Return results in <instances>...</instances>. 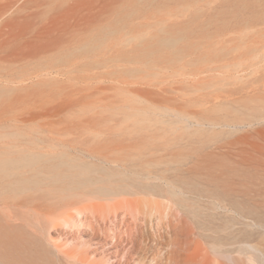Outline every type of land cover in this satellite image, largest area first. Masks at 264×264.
<instances>
[{"label": "rangeland", "instance_id": "374dc122", "mask_svg": "<svg viewBox=\"0 0 264 264\" xmlns=\"http://www.w3.org/2000/svg\"><path fill=\"white\" fill-rule=\"evenodd\" d=\"M31 12L37 41L0 46V115H16L23 140L42 152H94L97 163L150 188L126 183L137 190L132 213L77 216L71 227L51 229L50 239L88 250L96 264H264V229L254 231L256 248L240 250L238 231L248 230L234 212L214 195L181 194L191 184L220 193L225 188L210 181L264 177V119L252 120L264 108V81L245 70L264 64V0L13 8L15 16ZM244 194L237 201L264 212L263 183Z\"/></svg>", "mask_w": 264, "mask_h": 264}, {"label": "bare ground", "instance_id": "6f19581e", "mask_svg": "<svg viewBox=\"0 0 264 264\" xmlns=\"http://www.w3.org/2000/svg\"><path fill=\"white\" fill-rule=\"evenodd\" d=\"M59 1L70 0H0L1 42L4 39L11 45L10 42L17 43L22 39L23 41L18 43L22 45L24 42L27 45L37 41L35 31L32 29L35 26L36 13L15 16L13 8L29 10L31 7H42ZM11 9L12 12L8 14ZM11 14L14 17H6ZM164 42L171 44L174 39L169 38ZM6 43L2 42L0 46ZM259 64L261 63H252L245 70H251L252 73L256 70L259 73V80L264 81V64L261 66ZM260 85L264 88V85ZM254 116L252 120L264 119V108L261 111L257 110ZM18 120L14 114L0 115V264H57V258H61L67 264H96L94 261L96 259L90 258L88 250L75 253L67 248L68 245L51 240L49 231L53 228L58 230V227L66 229L71 227L77 216L83 220H92L106 209L111 213L119 210L132 213L137 201L132 198L133 195L137 190L141 193L149 192L150 188L97 163L94 158L98 157L94 152L87 153L86 158L89 160L54 150L42 152L35 142H27L32 139L28 138V135L23 140ZM139 173L142 176L146 175L145 169H141ZM256 182L264 184V177L241 174L227 177L218 183L210 181L214 185L220 184V189L225 188L220 193L205 191L191 184L188 190H181V194L193 195L200 192L217 197L223 203L222 208L234 212L239 223L247 227L248 231L244 229L238 231L241 238L239 243L245 244L239 249L251 251L256 248L253 244L254 231L259 233L260 229H264V212L256 210L248 198L240 202L235 197L238 194L246 195L244 191L249 185L255 186ZM126 183L137 190H129ZM239 183L243 186L234 188ZM152 193L160 195L156 190ZM188 199L189 197L185 196L180 198L179 202ZM35 218L42 222V226H38V220L35 222ZM89 226L88 229L91 227ZM88 231L90 232V229ZM227 237L229 242L233 241V233L228 232ZM115 238L112 237L110 240L115 241ZM113 247H116L115 243H112L109 249ZM196 248L201 253L199 247Z\"/></svg>", "mask_w": 264, "mask_h": 264}]
</instances>
